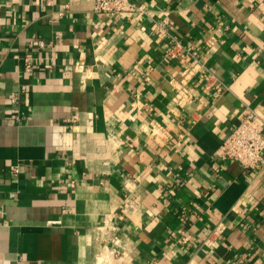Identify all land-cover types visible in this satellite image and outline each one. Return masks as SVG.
<instances>
[{"label":"crops","instance_id":"crops-1","mask_svg":"<svg viewBox=\"0 0 264 264\" xmlns=\"http://www.w3.org/2000/svg\"><path fill=\"white\" fill-rule=\"evenodd\" d=\"M130 1L0 0V264H264V0Z\"/></svg>","mask_w":264,"mask_h":264},{"label":"built area","instance_id":"built-area-1","mask_svg":"<svg viewBox=\"0 0 264 264\" xmlns=\"http://www.w3.org/2000/svg\"><path fill=\"white\" fill-rule=\"evenodd\" d=\"M92 11L97 14L108 15H133L136 13H145V10L131 2L130 0H91ZM161 32H167L165 25L159 24ZM39 47H43L42 42H38ZM183 49L181 42L173 38V46L166 51L167 57H175L176 49ZM181 52V51H180ZM179 52V53H180ZM190 60L187 67L183 70L182 79L188 78L200 71L199 76L203 77L209 73L203 60L195 52L187 53ZM23 71L28 75L33 70L32 58L30 55H25L22 60ZM210 79L214 76L209 74ZM259 117L253 111L243 116L239 124L225 137L219 146V156L224 160H233L240 164L243 169H260L263 165L262 154L264 152V136L259 129L254 126L253 122ZM10 173L17 172V165L9 168ZM187 235L183 234L182 242L187 241Z\"/></svg>","mask_w":264,"mask_h":264}]
</instances>
